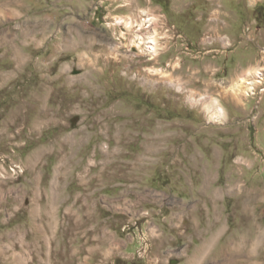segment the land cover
<instances>
[{"label":"rangeland","instance_id":"obj_1","mask_svg":"<svg viewBox=\"0 0 264 264\" xmlns=\"http://www.w3.org/2000/svg\"><path fill=\"white\" fill-rule=\"evenodd\" d=\"M0 264H264V0H0Z\"/></svg>","mask_w":264,"mask_h":264},{"label":"bare ground","instance_id":"obj_2","mask_svg":"<svg viewBox=\"0 0 264 264\" xmlns=\"http://www.w3.org/2000/svg\"><path fill=\"white\" fill-rule=\"evenodd\" d=\"M126 24H128V25H126V26H128V28H130V27H132L131 26V24L129 23V22H127ZM159 41V40H158ZM148 42H146V44H147ZM149 43H151V45L149 46V48H148V50L150 51V53L151 52H153V51H155V52H157L158 51V48H159V43L156 41V39H153L152 41H150ZM145 44V43H144ZM145 46V45H144ZM148 51V52H149ZM255 73V72H254ZM221 107V106H220ZM217 111V110H216ZM215 111V112H216ZM216 118H219L218 116H216Z\"/></svg>","mask_w":264,"mask_h":264}]
</instances>
